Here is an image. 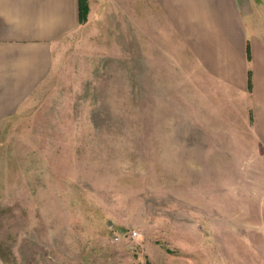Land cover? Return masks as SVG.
I'll return each mask as SVG.
<instances>
[{
	"label": "rangeland",
	"instance_id": "1",
	"mask_svg": "<svg viewBox=\"0 0 264 264\" xmlns=\"http://www.w3.org/2000/svg\"><path fill=\"white\" fill-rule=\"evenodd\" d=\"M155 42L96 17L61 41L50 80L4 122L0 264H209L198 252L212 250L227 264L229 225L244 220L230 189L245 169L219 124L203 130L202 109L196 132L195 96L178 94V38L166 57ZM164 65L166 96L153 84Z\"/></svg>",
	"mask_w": 264,
	"mask_h": 264
},
{
	"label": "crops",
	"instance_id": "2",
	"mask_svg": "<svg viewBox=\"0 0 264 264\" xmlns=\"http://www.w3.org/2000/svg\"><path fill=\"white\" fill-rule=\"evenodd\" d=\"M88 4L87 21L81 23L80 0H0V129L50 80L61 41L96 17L114 21L121 36L162 38L163 44L155 42V52L162 50L165 57L171 38H178V94L195 96L196 132L202 109L203 130L219 124L214 131L227 133L224 147L231 158L238 150V163L245 169L230 189L234 213L244 212V220L229 225L227 264H264V0ZM153 84L167 95L165 65L164 75ZM198 255L219 264L214 250Z\"/></svg>",
	"mask_w": 264,
	"mask_h": 264
},
{
	"label": "trees",
	"instance_id": "3",
	"mask_svg": "<svg viewBox=\"0 0 264 264\" xmlns=\"http://www.w3.org/2000/svg\"><path fill=\"white\" fill-rule=\"evenodd\" d=\"M88 13H89L88 0H80V20H81V23H84L87 21Z\"/></svg>",
	"mask_w": 264,
	"mask_h": 264
},
{
	"label": "built area",
	"instance_id": "4",
	"mask_svg": "<svg viewBox=\"0 0 264 264\" xmlns=\"http://www.w3.org/2000/svg\"><path fill=\"white\" fill-rule=\"evenodd\" d=\"M129 237H136L138 235V231L137 230H134V231H131L130 234H128ZM121 236L120 235H117L115 238L116 239H119Z\"/></svg>",
	"mask_w": 264,
	"mask_h": 264
}]
</instances>
